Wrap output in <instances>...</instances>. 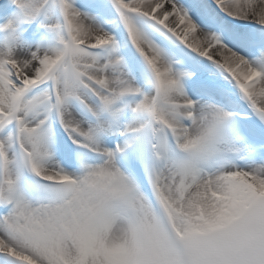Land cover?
<instances>
[{"label": "snow or ice", "instance_id": "obj_1", "mask_svg": "<svg viewBox=\"0 0 264 264\" xmlns=\"http://www.w3.org/2000/svg\"><path fill=\"white\" fill-rule=\"evenodd\" d=\"M0 264H264V0H0Z\"/></svg>", "mask_w": 264, "mask_h": 264}]
</instances>
